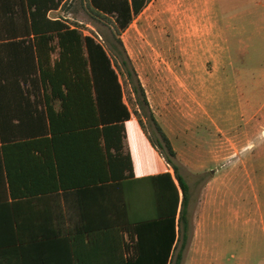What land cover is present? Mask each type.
I'll use <instances>...</instances> for the list:
<instances>
[{"label": "trees", "instance_id": "16d2710c", "mask_svg": "<svg viewBox=\"0 0 264 264\" xmlns=\"http://www.w3.org/2000/svg\"><path fill=\"white\" fill-rule=\"evenodd\" d=\"M69 1L0 0V264H170L179 243L181 264L191 230L189 185L121 38L149 0H89L97 15L113 17V28L101 34L105 43L50 15ZM121 74L148 111L158 133L151 141L175 176H135L124 152L132 110ZM67 131H82L89 148L104 147V176L73 191L9 198L2 149L54 145ZM65 207L77 212L68 218L72 228ZM46 244L56 247L34 248Z\"/></svg>", "mask_w": 264, "mask_h": 264}, {"label": "rangeland", "instance_id": "374dc122", "mask_svg": "<svg viewBox=\"0 0 264 264\" xmlns=\"http://www.w3.org/2000/svg\"><path fill=\"white\" fill-rule=\"evenodd\" d=\"M52 15L104 43L102 31L114 26L113 17L97 15L89 0H71ZM121 38L162 128L174 135L198 133L195 141L211 149V176L223 175L224 157L231 153L232 174L238 178L233 191L238 200H249L253 218L256 192L245 189L249 185L240 177L244 166L255 169L264 162V0H149ZM121 81L139 125L158 137L148 111L138 105L131 80L121 74ZM259 170L257 193L264 198V169ZM209 176L210 171L192 176L190 220L192 204ZM208 246V260H191L190 253L187 264H264L259 220L247 224L235 219L230 225L222 215L211 225ZM219 253L224 254L221 259L212 258Z\"/></svg>", "mask_w": 264, "mask_h": 264}, {"label": "crops", "instance_id": "0c3cea01", "mask_svg": "<svg viewBox=\"0 0 264 264\" xmlns=\"http://www.w3.org/2000/svg\"><path fill=\"white\" fill-rule=\"evenodd\" d=\"M59 10V9H57ZM53 10L50 12L51 16ZM207 77L209 85H211V72ZM147 91V89H146ZM149 95V92L147 91ZM56 110L60 109L59 101L55 102ZM191 118V117H190ZM195 120V118H191ZM130 130L128 129L130 126ZM126 134L124 138V152L130 153L133 160L134 174L136 177L149 175H157L163 172H170L175 176L173 167L165 159L164 155L153 144L149 132L141 128L137 118L132 116L125 122ZM177 154V159L181 166L185 168L179 170L189 185L191 193L193 177L205 174L210 171V176L205 179L201 189V194L196 203L193 202L191 211V234L185 246L181 264H187L188 256L191 253L192 259L208 260L210 248L208 246V238L210 235L211 225H216L218 219L224 216V222L229 220H244V223H251L253 220H259L261 228L264 232V198L257 193L259 183V169H264V162L256 163V168L245 167V173L241 174V179L245 180V189L256 192L252 201L255 214L247 210L248 199L238 200L233 189L237 186L238 178L232 174L233 163L231 153L227 152V156L223 161V175L215 172L211 176V149L203 147L202 141H195L198 133L194 131H183L172 133L165 130ZM66 137L58 139L53 145H19L7 146L2 149V158L5 163L6 173L9 177V184L13 186V193L9 190V198L23 199L32 196L51 195L57 192L73 191L74 189L83 187L89 180L102 178L105 174V165L103 160V149H97L83 138L82 131H67ZM69 136V137H68ZM104 146V141H101ZM245 150L253 151L252 149ZM258 149V148H257ZM250 169V170H249ZM177 182V180H176ZM258 182V183H257ZM178 183V182H177ZM262 184V183H261ZM258 185V186H257ZM58 186V190H57ZM66 187V188H65ZM251 188V189H249ZM233 194L235 196L232 200ZM182 198V191L180 190ZM190 199V195H189ZM190 201V200H189ZM188 201V204H189ZM250 209V208H249ZM252 210V209H251ZM64 216L66 218V227L72 228L68 218L73 216L77 218V212L73 208L65 207ZM190 219V215H189ZM226 227V225L224 226ZM226 229V228H224ZM125 239L128 233L124 232ZM178 237V227H177ZM56 244L38 245L36 250L47 248H55ZM181 247V243L171 256L170 264L175 260L176 254ZM262 261L264 263V247L262 246ZM43 250V249H42ZM221 253L214 258H220ZM233 257V255H231Z\"/></svg>", "mask_w": 264, "mask_h": 264}, {"label": "built area", "instance_id": "2783aa9c", "mask_svg": "<svg viewBox=\"0 0 264 264\" xmlns=\"http://www.w3.org/2000/svg\"><path fill=\"white\" fill-rule=\"evenodd\" d=\"M127 241L130 242L131 245L127 250H125V256H130L133 253V247H132V242L129 240V238H127Z\"/></svg>", "mask_w": 264, "mask_h": 264}]
</instances>
